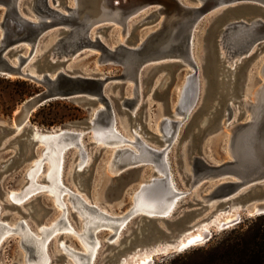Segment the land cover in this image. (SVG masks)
I'll return each instance as SVG.
<instances>
[{"label":"water","instance_id":"obj_1","mask_svg":"<svg viewBox=\"0 0 264 264\" xmlns=\"http://www.w3.org/2000/svg\"><path fill=\"white\" fill-rule=\"evenodd\" d=\"M21 1L0 0V6L4 8L3 18L0 21V75L31 80L43 86L44 90L40 94L29 97L23 103L19 114L15 117V122L24 126L31 112L45 101L89 96L94 101V116L88 121L86 129L56 128L57 131L62 129L63 133L72 137H76L80 130L88 131L92 126V120L104 126L112 125L115 122L118 124L115 111L105 93L106 86L113 77L82 75L70 72L65 67L67 61L85 48L97 50L99 52L97 61L101 64L111 63L122 66L121 78L125 82H133V97L123 99V104H128L130 107L136 105L138 101L140 75L145 68L150 71L159 69L158 67H163L167 63L176 62L189 66L191 71L187 73L183 103L186 106H191L190 111L184 114L180 120L164 118L172 125V135L176 132L178 134L179 128L187 120L199 100L200 94V66L196 62L194 47L195 29L207 14L213 12L210 16L211 24L205 37V71L208 76L207 87H209L206 98L207 105L210 102L213 103V111H209V114L213 115L215 123L217 122L215 128L220 129L225 125L231 127L227 139L228 157L223 161L209 165L194 156L192 158L193 177L191 181L195 177L201 176L219 180L213 188V200L218 203L232 201L227 206L220 207L222 210L234 205L238 206L239 210L234 218L223 221L220 225L213 223L204 232L201 241L186 246H177L167 252H157L146 264H156L157 259H164L169 255L179 254L193 246L206 243L217 233L240 224L245 218L264 214V82L257 91L256 101L249 100L247 103V110L246 107L242 108L241 104L246 102L248 68L245 69L242 79L238 76V70H242L259 49L263 52L264 0H190L191 3L199 4L193 7L183 6L180 0H72L73 5L67 0L66 3L57 0H31L30 9L34 12L32 15L34 19L26 16L29 9L21 8ZM151 6L156 8L152 12L151 21L160 19V22L146 32L143 40L140 38L129 40L125 36L127 23L133 16ZM115 24L122 26V37L117 43L109 44L103 40L102 32ZM57 26L59 27L56 29L59 38L53 43L52 50L44 59L46 62L44 65L47 66L42 71L34 70L35 74L32 73L30 69H32L33 59H29L33 56L35 47L38 46L43 36ZM25 46L30 49L23 53L22 49ZM234 57L236 60L232 66L229 61ZM173 58L178 61L164 62V60ZM218 75L221 77L219 78ZM232 83H234L233 86ZM237 83L242 87L240 90L241 99H239L240 109L237 120H232L234 100L238 94ZM228 87L230 88L228 89ZM219 88L221 90L227 88V93L221 94ZM228 94L229 97L226 98L225 96ZM219 106L221 113L218 112ZM206 112V110L202 111V114ZM214 112H218V116ZM172 113L176 116L174 110ZM210 121L208 115L205 120L202 118L197 123L198 130L200 131ZM34 131L35 128L31 126L28 138L29 142L36 146L37 141L31 138ZM157 137L161 138V136ZM160 140L162 145L153 146L150 144L147 146V150L154 162L161 164L160 166H164L168 162V169H171L169 150L167 151V149H170L173 143L165 146L163 139ZM100 146L101 149L107 147L106 145ZM165 151H167L166 161L163 160ZM144 164H150V161H124L118 163V171L111 174L118 176L128 171L133 174L140 171ZM81 169H77V173ZM155 172L157 173V171ZM165 174L167 175V173ZM134 179L133 176L131 180ZM44 192L46 191H38L28 199ZM184 196L180 198L179 203ZM86 198L91 203L85 204L90 211L103 213L100 207L106 208L104 205L90 197ZM28 199L21 204L12 200L8 201L11 206L19 208ZM202 203L203 206L208 204L204 201ZM178 205L168 215L146 213L134 215L132 218L143 217L152 222L154 226L151 231H148V234L152 236H144V239L137 243L145 247L161 241L173 242L180 233L191 228L192 225L186 226L184 223H180L175 226L174 231H165V229L168 230V221L178 210ZM106 209L109 211L108 208ZM159 220H164L167 224L165 228L157 223ZM21 225H24L23 221ZM157 233L162 238L155 237ZM63 234L65 233H60V236ZM92 236L91 233L90 237ZM107 243L108 245L115 244L112 241H107ZM21 246L26 254L24 264H34L41 258L42 254L35 245L32 235L22 239ZM47 249L46 251L49 252V248ZM67 249L86 257L85 264H97L98 254L95 260L91 261L89 254L80 253L68 247ZM128 253L116 257L107 264H122ZM67 256L65 252L62 254L61 264L67 261ZM49 257L50 260L46 264L53 263L54 259ZM102 264H106V262Z\"/></svg>","mask_w":264,"mask_h":264},{"label":"rangeland","instance_id":"obj_2","mask_svg":"<svg viewBox=\"0 0 264 264\" xmlns=\"http://www.w3.org/2000/svg\"><path fill=\"white\" fill-rule=\"evenodd\" d=\"M66 3V0H57ZM71 3L72 0H67ZM188 5H199L191 3L190 0H181ZM31 0H22L21 8L30 9ZM73 5V3H71ZM52 5V4H51ZM53 6V5H52ZM155 6L143 10L133 16L127 23L125 36L129 40L144 38L147 31L155 27L159 20L151 21L152 12ZM213 12L207 14L195 29V57L200 66V94L194 108L191 110L187 120L179 128L177 138L169 149V163L177 185L182 190L189 192L179 203L178 210L172 218L169 219L168 225L164 220L157 223L165 228L166 232L174 231L175 226L184 223L186 226L192 225L195 221L208 218L213 211L227 206L232 201L215 202L211 200L210 204L203 206L201 195L209 194L219 180L213 178H203L193 189L189 188V183L193 176L194 156L200 158L206 164H211L225 160L227 154V139L229 132L224 128H215L216 123L213 115V103L207 105L206 92L208 91V76L205 71V37L206 32L211 24ZM4 8L0 6V21H2ZM59 27H54L45 36H43L37 46V54L32 60L31 68L35 71H42L46 66L45 57L52 50V42L57 36ZM123 28L119 24L111 25L102 32L103 40L109 44L117 43L121 40ZM29 47L22 49L23 53L29 51ZM262 50L259 49L242 70H238V76L244 77V71L247 69V86L253 83L256 86L260 77L258 75L259 67L264 58V44ZM256 55H258L256 57ZM99 52L93 49H83L74 58L67 61L65 67L73 73L93 77H113L107 84L105 93L109 98L111 106L115 111L118 127L121 132L127 136L133 137V132L137 131L138 135L145 138L149 143L155 146L162 145L158 123L163 118L177 119L173 115L180 87L182 86L187 73L191 68L181 62L167 63L159 69L150 70L145 68L140 75L139 98L136 105L130 107L123 104L125 97H133V82H125L122 78L123 68L120 65L106 63L101 64L97 61ZM256 57V58H255ZM165 61H178L175 58ZM249 65V66H248ZM62 66V65H61ZM220 78L221 75H218ZM227 79V78H226ZM235 83V82H234ZM234 83L231 85L233 86ZM237 85V97L233 105L232 120H237L239 115V99H241V85ZM239 85V86H238ZM230 87H228L229 89ZM227 88L219 91L225 95ZM43 86L20 77H5L0 75V203L2 205L1 219L3 222L13 224L9 226L16 228L17 222L27 220L33 231L38 232L39 225H52L61 219V208L56 206L51 194L44 192L41 195L33 196L28 199L19 208L10 205L7 198V192L25 187L27 179L25 171L37 155L39 157L43 144L36 146L29 142L31 126H37L43 130H51L60 127H75L86 129L88 121L94 116L93 100L89 96H77L68 99H51L43 102L31 112L27 123L19 130L15 128V117L19 114L23 103L32 96L42 93ZM229 97V94L225 96ZM207 111L202 114V111ZM218 112L221 113L219 106ZM218 112H214L218 116ZM203 115V116H202ZM209 116L211 121L207 123L200 131L197 123L202 118ZM137 127L138 130H135ZM90 130L85 134V143L89 151V162L77 173L75 166L79 161L77 157L78 148L70 149L66 154L64 183L74 190H80L83 195L101 203L110 212L121 216L127 212L132 202V193L142 180L149 179L156 175L153 164H144L140 171L133 175L130 171L123 172L116 176L108 171V161L111 158V152L116 144H111L105 149H101L102 143L95 145ZM119 145V144H117ZM134 180H131L132 177ZM42 184L47 181L42 178ZM67 197V196H66ZM239 200L241 198H238ZM69 205L70 223L82 230V217ZM256 217V216H255ZM245 218L242 222L247 219ZM241 222V223H242ZM239 225V224H238ZM237 226V225H236ZM153 223L143 217L132 218L126 228L123 230L120 241L114 245H108L106 238L112 230L102 228L98 232V238L103 242L99 250L97 264L113 261L116 257L124 253L131 252L137 247H142L139 240L144 236H152L148 231L153 229ZM235 227V226H234ZM233 228V227H232ZM231 228L217 233L210 241L193 246L182 253L173 254L164 259H157L156 264H213V246L227 236L225 234ZM63 235H57L49 244V254L54 259L52 264H61L63 261V252L59 249V242L66 243L76 249L84 250L76 234L69 229ZM72 232V233H69ZM155 237L162 238L157 233ZM60 238V240H59ZM25 251L20 243V236L17 232H8L0 246V261L2 264H24ZM72 262L71 258H67Z\"/></svg>","mask_w":264,"mask_h":264},{"label":"bare ground","instance_id":"obj_3","mask_svg":"<svg viewBox=\"0 0 264 264\" xmlns=\"http://www.w3.org/2000/svg\"><path fill=\"white\" fill-rule=\"evenodd\" d=\"M20 2V0H18ZM180 2L183 6H198V5H188ZM33 11L29 9V13L26 14L30 19L33 18ZM57 25V24H55ZM59 38V34L54 38L52 44L56 42ZM143 40V38L141 39ZM38 52L37 47L34 49L33 56ZM31 57L29 60H32L34 57ZM236 57L232 58L229 63L233 66L235 64ZM197 62V60H196ZM198 63V62H197ZM32 73L35 74L34 69H30ZM264 58L261 61L258 75L260 81H258L256 86L251 85L247 86L245 98L246 102L242 103V108L246 107L249 100L256 101V94L259 90V87L264 82ZM187 82V76L180 87L176 105L174 108L175 115L178 120H180L184 114L190 111V105H184L183 103V90ZM250 101V102H251ZM186 107V108H185ZM248 110V109H247ZM19 110H17L18 112ZM249 115V114H248ZM206 117L204 118V120ZM92 120V119H91ZM23 124H18L15 122V128L19 130ZM160 136L164 141V145L173 143L176 140L177 132L172 135V125L168 120L162 119L158 123ZM35 131L31 135V138H34L37 141V144H43L44 148L42 149L39 157L36 155L32 160L31 164L25 171V177L27 179V184L25 187L14 192L10 190L7 192L8 200H12L18 203H23L31 195L37 193L38 191H46L51 194L54 199L56 206L61 208V219L58 223L52 225H39L38 232L32 230L30 224L27 220H22L24 225H21V222H17L16 228H11L13 224L9 222H3L0 215V246L5 238V235L8 232H17L20 235V243L22 239L28 235L34 237L35 245L38 250L41 252V258L36 260L34 264H46L51 256L47 248L49 244L54 239L55 236L60 235L62 232L61 229H69V233L76 234L80 242L84 246V250H79L73 246H68L67 242H59V249L64 253H67V258H71L72 262L68 260L63 264H85L87 261L86 257H83L82 254L74 253L68 248H71L77 252L89 254V260H95L96 255L99 253L100 248L103 245V242L98 238V232L102 228H107L112 230L109 236L106 238V241L118 242L122 236L123 230L128 225L132 217L138 213H146L149 215H168L174 211L178 205V201L182 196L188 193V190H182L178 187L176 180L173 176L171 169H168V162L164 166H160L157 162L152 160L147 146L150 145L145 138H142L138 135L137 131L133 132V137L127 136L121 132L118 127V124L115 122L112 125H99L92 120V126L90 131L92 133L93 141L95 145L102 143L106 146H111V144H116L113 147V152H111V158L108 161V171L110 173L116 172L117 164L124 161H150L153 164V168L157 171L158 174L152 175L147 180H142L139 182L138 186L133 191L131 197L132 202L131 206L127 212L121 216L115 215L113 212L108 211L106 208L100 207L101 211L105 213L104 215L101 212H92L86 207V203L91 204L88 198H86L80 190H74L72 187L67 186L64 183V173H65V162L66 154L69 151L70 147L78 148L77 157L79 161L77 162L75 169H81L84 165L89 162V151L85 143L84 134L86 130H80L79 134L76 137H72L63 133L61 129L57 131L56 128L51 130H43L37 126H33ZM224 130H227L230 135L231 127L224 126ZM135 130H138L137 127ZM229 138V136H228ZM119 144V145H117ZM152 145V144H151ZM155 146V145H153ZM169 149H167L168 151ZM167 151L163 154V160H167ZM167 173V175L165 174ZM193 177V176H192ZM44 178L47 181V184H42L41 179ZM197 178V179H196ZM203 178H208L207 176L195 177L190 183L189 188L193 189L194 186L200 182ZM67 196V197H66ZM202 202H207L210 204L213 200V190L206 195H201ZM71 202V208L77 212L83 220L82 230L77 231L69 220V205L68 202ZM214 201V200H213ZM97 205V203H94ZM2 210V205L0 203V214ZM239 210L238 206H231L228 209L222 210L218 209L213 211L208 218L200 219L195 221L191 228L186 229L180 233L175 240L172 241H161L155 243L152 246L137 247L136 249L129 252L122 264H146L148 260L157 252H167L170 249L186 246L189 241L196 243V241H201L203 234L208 228L214 224L220 225L223 221H228L234 218ZM111 216V217H110ZM9 225V226H8ZM116 227V228H115ZM93 234L90 237V234ZM199 238V239H197ZM60 240V238H59ZM26 259V254L24 256ZM0 264L1 261H0Z\"/></svg>","mask_w":264,"mask_h":264},{"label":"trees","instance_id":"obj_4","mask_svg":"<svg viewBox=\"0 0 264 264\" xmlns=\"http://www.w3.org/2000/svg\"><path fill=\"white\" fill-rule=\"evenodd\" d=\"M213 246V264H264V214L231 228Z\"/></svg>","mask_w":264,"mask_h":264},{"label":"snow or ice","instance_id":"obj_5","mask_svg":"<svg viewBox=\"0 0 264 264\" xmlns=\"http://www.w3.org/2000/svg\"><path fill=\"white\" fill-rule=\"evenodd\" d=\"M197 239H199V238H197ZM193 241H189V243H192Z\"/></svg>","mask_w":264,"mask_h":264}]
</instances>
